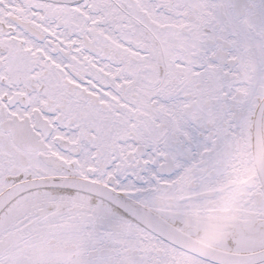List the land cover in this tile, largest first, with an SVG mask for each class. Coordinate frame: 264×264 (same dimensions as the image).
I'll list each match as a JSON object with an SVG mask.
<instances>
[{
    "label": "snow or ice",
    "instance_id": "6c2138e0",
    "mask_svg": "<svg viewBox=\"0 0 264 264\" xmlns=\"http://www.w3.org/2000/svg\"><path fill=\"white\" fill-rule=\"evenodd\" d=\"M0 264H264V0H0Z\"/></svg>",
    "mask_w": 264,
    "mask_h": 264
}]
</instances>
